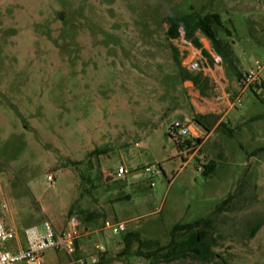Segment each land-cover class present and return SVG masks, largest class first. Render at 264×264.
Here are the masks:
<instances>
[{"label": "rangeland", "instance_id": "374dc122", "mask_svg": "<svg viewBox=\"0 0 264 264\" xmlns=\"http://www.w3.org/2000/svg\"><path fill=\"white\" fill-rule=\"evenodd\" d=\"M192 11L221 15L232 80L264 65V0H0V204L23 246L27 228L50 220L61 231L77 216L76 258L88 264H264V69L186 165L170 135L202 102L184 79L180 33L168 35L170 17ZM107 220L126 231H102ZM196 222L209 262L146 255ZM130 234L142 246L127 248Z\"/></svg>", "mask_w": 264, "mask_h": 264}, {"label": "built area", "instance_id": "2783aa9c", "mask_svg": "<svg viewBox=\"0 0 264 264\" xmlns=\"http://www.w3.org/2000/svg\"><path fill=\"white\" fill-rule=\"evenodd\" d=\"M179 33L182 42L185 44V50H187V46L190 45L191 41L187 39L184 26L180 27ZM184 67L191 72L199 71L202 67V61L198 58L187 59ZM263 69L264 65L257 61L255 67L244 75L241 81L242 87H261L263 84L261 78ZM241 102L242 92L237 95L234 104L236 106ZM170 134L175 137L181 151L186 154V158H184L186 165L202 147L203 139L192 132L189 123L183 121H176L171 127ZM188 140H192V143L187 144ZM153 168L146 167L145 172H154ZM198 169L202 170V166L200 165ZM126 173L127 169L121 166L115 178H122ZM48 180L50 183L55 182L53 176H49ZM9 208L7 202L0 204V264H46L45 256L49 250L64 251L69 256V261L64 264H88L85 258H76L79 240L85 235L81 230V221L77 216H70L65 228L61 231L57 230L50 220L44 222L43 231H40L38 227L27 228V243L23 246L18 232L6 223L5 215ZM102 231H109L111 235L120 234L126 231V225L107 220L103 224ZM13 242L16 243L14 247L10 244ZM97 248L101 253L105 251L102 246H97ZM96 262L97 259L94 258L92 264H96Z\"/></svg>", "mask_w": 264, "mask_h": 264}, {"label": "trees", "instance_id": "16d2710c", "mask_svg": "<svg viewBox=\"0 0 264 264\" xmlns=\"http://www.w3.org/2000/svg\"><path fill=\"white\" fill-rule=\"evenodd\" d=\"M184 26L187 39L197 48H201L200 35L207 37L215 50L223 57V59H232L233 51L231 45L224 39L219 38L218 30L223 28V21L220 14H202L197 11H192L183 15H174L169 20L168 35L171 39H175L179 36V28ZM175 50V59L179 62V53ZM205 57L208 54L203 50ZM184 79L192 81L194 85L200 89L203 95H206L209 89V79L200 72L187 71L184 74ZM218 121V117L214 115H201L196 114L194 116V122L205 125L210 130L213 123ZM171 135V134H170ZM171 137L176 141L178 148L180 145L174 136ZM201 142V139L199 140ZM192 140H188L187 144H191ZM215 168L214 163H210L206 169V173L210 174ZM203 222H196L194 224L182 225L178 224L173 231V239L167 247H160L154 252H147L146 255L153 258L160 256L163 260L171 262L180 258H189L188 256L199 255L203 262H209L211 260L210 255L212 254L210 244L206 242L209 239V235L204 232L201 228ZM133 239H138L141 243L143 242L138 238L136 234H130L126 237V247L128 248ZM153 244V243H149ZM162 254V255H160ZM196 258V257H194Z\"/></svg>", "mask_w": 264, "mask_h": 264}, {"label": "crops", "instance_id": "0c3cea01", "mask_svg": "<svg viewBox=\"0 0 264 264\" xmlns=\"http://www.w3.org/2000/svg\"><path fill=\"white\" fill-rule=\"evenodd\" d=\"M198 36L200 37L199 39L202 47L197 48L190 43V45L187 46V50L190 53L188 59H201L203 67L201 72L209 79V89L206 95H203L198 88H196L195 91L190 89V91H194L193 93L195 96L198 95L202 99V102L200 100H198L199 102L193 100L192 104L196 108L195 115H214L218 117V121L212 124L210 130H208L205 125L193 122L195 115L192 118L187 116V118H184V121L190 124L193 133L203 139V146L209 135L220 124H223L229 115L237 110L238 105L235 106L234 104L237 95L241 92L242 95L249 91L255 92L257 87L243 88L241 81L245 74H240L239 72H237L235 79L232 80V73L226 68L225 60L218 51L215 50L211 41L200 34H198ZM203 50L208 54V57H205ZM186 84H191L192 86L190 88L193 86L194 88L196 87L191 81L186 82Z\"/></svg>", "mask_w": 264, "mask_h": 264}, {"label": "water", "instance_id": "95a60500", "mask_svg": "<svg viewBox=\"0 0 264 264\" xmlns=\"http://www.w3.org/2000/svg\"><path fill=\"white\" fill-rule=\"evenodd\" d=\"M60 18L63 19V15L60 14ZM112 178H114V174H113V170L109 171V176L106 178V181L111 180Z\"/></svg>", "mask_w": 264, "mask_h": 264}]
</instances>
